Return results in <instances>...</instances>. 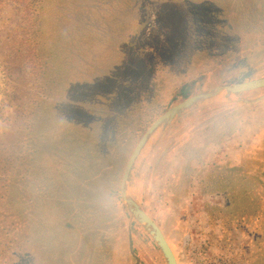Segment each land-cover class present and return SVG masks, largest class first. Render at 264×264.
<instances>
[{
	"label": "rangeland",
	"instance_id": "374dc122",
	"mask_svg": "<svg viewBox=\"0 0 264 264\" xmlns=\"http://www.w3.org/2000/svg\"><path fill=\"white\" fill-rule=\"evenodd\" d=\"M262 77L264 0H0V264H166L122 203L129 155L183 85ZM262 96L142 154L132 190L178 264H264V99L239 101Z\"/></svg>",
	"mask_w": 264,
	"mask_h": 264
},
{
	"label": "water",
	"instance_id": "95a60500",
	"mask_svg": "<svg viewBox=\"0 0 264 264\" xmlns=\"http://www.w3.org/2000/svg\"><path fill=\"white\" fill-rule=\"evenodd\" d=\"M264 88V77L243 82L219 85L191 95L171 106L159 115L142 134L126 162L120 185V197L131 216L146 230L162 252L166 264H178L177 258L159 225L145 211L132 187L138 162L151 142L162 133L173 121L182 115L195 110L221 97L238 96L239 93ZM264 96L249 100L239 99L244 103L263 100Z\"/></svg>",
	"mask_w": 264,
	"mask_h": 264
},
{
	"label": "trees",
	"instance_id": "16d2710c",
	"mask_svg": "<svg viewBox=\"0 0 264 264\" xmlns=\"http://www.w3.org/2000/svg\"><path fill=\"white\" fill-rule=\"evenodd\" d=\"M179 93H180V95H182L183 97H185V98H187V97H189L190 96V87L188 86V85H183L182 87H181V89L179 90ZM222 175V174H221ZM219 177H221L220 175H218ZM215 177H217V176H211V179H210V181L211 180H214V178ZM222 182H223V180H221L220 182H219V184H220V187H222L221 186V184H222ZM8 185V184H7ZM222 189V188H221ZM7 192H9V191H7ZM6 192V193H7ZM69 200V198H65V202H67ZM70 200H73V201H75L76 203L78 202V201H80L79 199H70ZM61 202V201H60ZM73 203V202H72ZM76 203H73L72 205V207H77V205H76ZM72 217H77V208H74V212H73V216ZM72 219V218H71ZM74 219V218H73ZM72 219V220H73ZM71 221V220H70ZM66 227L69 229V230H71V229H73L74 228V225L72 224V223H70V222H68L67 224H66Z\"/></svg>",
	"mask_w": 264,
	"mask_h": 264
}]
</instances>
